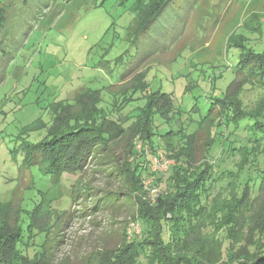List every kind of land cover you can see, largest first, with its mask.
Listing matches in <instances>:
<instances>
[{
	"label": "rangeland",
	"instance_id": "374dc122",
	"mask_svg": "<svg viewBox=\"0 0 264 264\" xmlns=\"http://www.w3.org/2000/svg\"><path fill=\"white\" fill-rule=\"evenodd\" d=\"M0 5L8 15L0 48L12 56L5 77L0 71V230L18 229L14 248L26 258L44 249L38 264H129L119 247L133 239L130 228L140 229L132 227L135 203L153 209L165 184L145 178L131 188L130 176L111 173L115 164L101 165L104 142L122 167L147 155L156 159H146L151 171L168 173L180 149L175 137L185 143L193 134L187 158L199 165L208 142L216 156L233 131L243 136L254 118L246 113L237 129L228 118L237 106L252 112L264 96V73H253L254 57L264 62V0H172L142 37L141 0ZM149 99L154 153L134 132ZM86 120L124 129L103 127L110 140H94L79 170H57L38 149L31 153Z\"/></svg>",
	"mask_w": 264,
	"mask_h": 264
},
{
	"label": "trees",
	"instance_id": "16d2710c",
	"mask_svg": "<svg viewBox=\"0 0 264 264\" xmlns=\"http://www.w3.org/2000/svg\"><path fill=\"white\" fill-rule=\"evenodd\" d=\"M141 1L146 6V13L143 15L145 21L143 24L141 21L139 26L140 37L172 0ZM7 18L5 6L0 5V27ZM261 58V55L254 57L256 67L253 73L258 70L264 73ZM11 62L12 56L0 48L2 77H5ZM152 106L151 103L148 105L138 120L139 128L134 132L143 143H149L154 153L147 113ZM246 109L237 106L233 117L228 118L234 129L239 126L238 119L244 118L246 113L254 118L250 125L244 122L243 136L239 138L233 131V137L227 139L225 148L216 156L209 154L212 141L208 142L204 161L199 165H193L187 158L186 150L193 134L184 136L185 143L180 137H175L180 149L168 173L151 171L146 159L151 162L152 158L147 155L144 159L138 155L122 167L104 142L101 165L115 164V171L111 173L121 181L130 176L131 188H142L145 178L150 186H159L162 180L165 184L162 193L155 198L154 210L149 205L135 203L138 207L134 216L140 229L137 233L129 230L133 239H124L119 247L129 264H264V96L257 101L252 112ZM115 125L124 129L113 121L98 127L95 120H86L79 129L78 123L71 128L75 132L69 135L67 131H54V140L47 148L33 146L31 153L35 155L38 149L39 157L52 160L57 170L77 171L87 153L92 155L90 148L96 144L94 140H110L111 136L104 128ZM87 132L93 135L80 137ZM169 151L164 146V153L168 156ZM100 200L95 201L92 210L101 208ZM17 238L18 229L15 227L8 231L0 230V264H38L44 249L39 250L38 257L26 258L14 248Z\"/></svg>",
	"mask_w": 264,
	"mask_h": 264
},
{
	"label": "built area",
	"instance_id": "2783aa9c",
	"mask_svg": "<svg viewBox=\"0 0 264 264\" xmlns=\"http://www.w3.org/2000/svg\"><path fill=\"white\" fill-rule=\"evenodd\" d=\"M152 161H153V163H154V161H156V159L154 158V160H152ZM159 163H162V164L166 165V164H167V161H161V162H160V161L158 160V164H159ZM167 166H168V165H167ZM167 166H166V167H167ZM156 191H157V190H156L155 188L152 189V193H155ZM133 225H134V224H133ZM132 227H133L134 230H138V228H137V224L134 225V226H132ZM130 229H131V228H130ZM130 229H129V230H130Z\"/></svg>",
	"mask_w": 264,
	"mask_h": 264
}]
</instances>
